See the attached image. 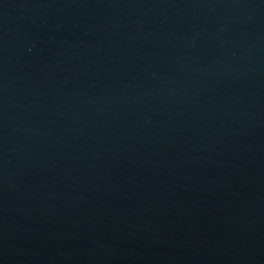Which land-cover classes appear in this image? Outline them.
I'll list each match as a JSON object with an SVG mask.
<instances>
[{"label": "water", "instance_id": "1", "mask_svg": "<svg viewBox=\"0 0 264 264\" xmlns=\"http://www.w3.org/2000/svg\"><path fill=\"white\" fill-rule=\"evenodd\" d=\"M0 264H264V0H0Z\"/></svg>", "mask_w": 264, "mask_h": 264}]
</instances>
